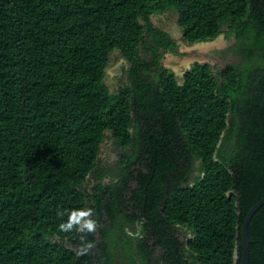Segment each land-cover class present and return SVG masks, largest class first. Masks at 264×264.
Segmentation results:
<instances>
[{
	"label": "trees",
	"instance_id": "trees-1",
	"mask_svg": "<svg viewBox=\"0 0 264 264\" xmlns=\"http://www.w3.org/2000/svg\"><path fill=\"white\" fill-rule=\"evenodd\" d=\"M170 10L189 43L226 25L238 66L196 62L179 83L157 64L175 41L150 20ZM113 49L129 83L110 92ZM105 131L117 169L98 163ZM263 195L264 0H0V264H239ZM81 208L93 229L61 231ZM141 212L190 235L156 252L130 233ZM247 234L249 264H264V202Z\"/></svg>",
	"mask_w": 264,
	"mask_h": 264
},
{
	"label": "rangeland",
	"instance_id": "rangeland-1",
	"mask_svg": "<svg viewBox=\"0 0 264 264\" xmlns=\"http://www.w3.org/2000/svg\"><path fill=\"white\" fill-rule=\"evenodd\" d=\"M152 24L166 33L175 41V46L169 49L159 48L158 65L164 66L167 70L172 72L180 83L182 81L183 72L190 68L194 63L209 62L211 70L215 71V59L226 58L231 55L227 50L232 37L225 32L227 26L223 25L219 32L208 39L196 42H187L183 39L182 31L177 23V14L175 11H165L162 13L152 14L150 16ZM144 40H148L145 37ZM138 55L145 62H150L153 54L147 49L145 44H141L138 48ZM130 62L122 55L118 49H113L109 54L107 65L104 69L103 80L110 92H115L120 86L129 83L128 68ZM154 67V66H153ZM216 74V73H214ZM111 141V134L109 131L104 132V137L100 143L98 152V163L103 165L104 158H109V166L118 168V160L122 151L109 149V142ZM86 184V183H84ZM129 184H133L130 182Z\"/></svg>",
	"mask_w": 264,
	"mask_h": 264
},
{
	"label": "flooded vegetation",
	"instance_id": "flooded-vegetation-1",
	"mask_svg": "<svg viewBox=\"0 0 264 264\" xmlns=\"http://www.w3.org/2000/svg\"><path fill=\"white\" fill-rule=\"evenodd\" d=\"M226 30H227V28H226ZM226 30H225V32H226ZM229 35H231L232 40H231L230 44L227 46V50L231 52V55L227 56L225 59L223 57L220 58V60L215 59V64H214L215 71H214V73H216V74L220 73L223 70V68H225V67L238 66V63L242 60V57L238 54V52L236 50H235V53H234L232 51L233 49H230V46L234 47L235 44L237 43V41L235 39L234 33L231 32ZM204 63L209 64V66L211 68V65H210L209 62H203V63H200V64H204ZM190 67H192V65ZM108 145H109V149L114 148V143L112 141H110ZM103 162L106 163V164H109L110 163V159L109 158H104ZM194 173H197V172L194 171ZM106 180L109 181L108 179H106ZM131 182H133L132 185L129 184L130 182L128 183L130 188H134V187L137 186V182L135 180H132ZM131 192L132 191H129V190L124 192L127 195L126 196L127 202H128V203H126V208L128 209L127 211L131 213L134 210V212L136 214H139L140 213L139 209L134 208L133 207L134 206L133 201L129 200ZM141 210L143 211V209H141ZM147 219H148V215L142 214V212H141L140 217H138V222L135 224V230L133 232H130V233L135 234L137 237L139 236L141 238V240L144 239L143 241H145L151 247H154V245H155V251L156 252L161 250V249H162V251H165L164 246H162V244L166 242V238L165 237H167L168 240H172L173 239L172 235H174V236L178 237L179 240L183 243V242L186 241L187 236L190 235L189 230L187 228L183 227V226H179V227H175V228L174 227L169 228V227H166L167 224H163V228L167 231V232L166 231L163 232L161 228H159V229L154 228L153 224H152V220L151 219L147 220ZM145 221H146V223H145ZM148 226H150V228H148ZM127 227H129V226H127ZM145 227H146V230H144ZM170 232H172L173 234H171ZM163 233H166V236H164ZM96 236L98 237V233L97 232H96ZM157 242L159 244H161V246L156 245ZM154 254H156V253H154ZM160 255L161 254H159V256ZM153 257H155V256H153ZM96 258H97V255L93 254L92 263L96 262ZM166 258L169 259V260L171 258L172 259L173 258L174 259L177 258L176 260L179 259L178 257H176L174 255H172V256L171 255H167ZM114 260H116V262L119 263V264H124V261L122 259H120V257H118V256L114 257ZM141 260H142L141 257H140V259L138 257L135 258V261L137 262V264H143L141 262ZM178 262H179V260H178Z\"/></svg>",
	"mask_w": 264,
	"mask_h": 264
},
{
	"label": "water",
	"instance_id": "water-1",
	"mask_svg": "<svg viewBox=\"0 0 264 264\" xmlns=\"http://www.w3.org/2000/svg\"><path fill=\"white\" fill-rule=\"evenodd\" d=\"M264 202V195L253 203L249 209L246 211L241 226H240V254H239V264H249L248 260V244L249 237L247 234V224L252 216L253 212ZM237 258V255H234Z\"/></svg>",
	"mask_w": 264,
	"mask_h": 264
},
{
	"label": "clouds",
	"instance_id": "clouds-1",
	"mask_svg": "<svg viewBox=\"0 0 264 264\" xmlns=\"http://www.w3.org/2000/svg\"><path fill=\"white\" fill-rule=\"evenodd\" d=\"M91 209L81 208L73 210L69 213L67 220L58 224V228L61 231H67L72 228L73 224H77L78 227H82L84 230L91 231L94 227V221L91 219H84L81 221V217H88Z\"/></svg>",
	"mask_w": 264,
	"mask_h": 264
}]
</instances>
